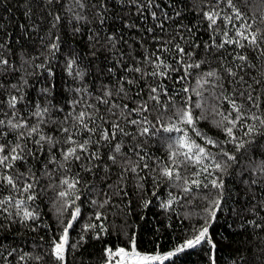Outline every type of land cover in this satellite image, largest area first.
Segmentation results:
<instances>
[{
	"label": "trees",
	"instance_id": "trees-1",
	"mask_svg": "<svg viewBox=\"0 0 264 264\" xmlns=\"http://www.w3.org/2000/svg\"><path fill=\"white\" fill-rule=\"evenodd\" d=\"M175 2L176 0H153V6L145 11L148 17L145 19L135 14V9L129 7L125 0H107V11L104 13L107 18L104 25H100L95 16L97 9L92 7L98 4V0H83L86 5L84 8H80L75 0H52V3L49 0H0V45H3L0 53L12 65L7 70L0 68V101H6L10 95L23 96L24 99L16 105L17 118L23 117L30 124H36L42 119L44 122L40 125L41 132L61 142L52 153L45 152L44 156L37 155L35 159L29 157L26 165L17 162L16 169L24 172V179L34 185L31 192L17 191L7 184H0V200L5 201L0 204V264H58L50 255L51 242L61 234L75 207H79L81 211L69 230V242L76 243L77 247L69 249L68 264H107L105 250L119 247L128 249L133 238L141 253L174 251L194 235V228L199 229L206 224L209 226V235L216 244V264H264V172L256 167L264 160V155H261L255 145H251L247 152L241 150L235 153L237 162H229L230 166L224 172L214 169V163L223 162L224 158L218 155V148L206 145L205 140L225 141L223 131L217 127V122L222 119L217 113L230 111V105L223 96H231L239 89L237 85L230 83V78L219 82L222 87L214 86V78L203 88L197 85L205 72L217 70L223 74L222 64L240 63L233 61L234 52L247 55L248 64L254 66L247 71L261 78L264 74V57L251 47L240 49L235 45H226L224 49L213 48L211 54H205L203 42L208 41L213 33L207 27L208 21L203 18L202 9L208 10L213 0H181V17L167 20L164 33L161 34L159 29L153 33L162 35L164 40L175 36L174 43L186 46L185 41L180 40L177 35V25L182 23L185 27H191L193 31L188 43L195 39L201 47L194 49L196 55L189 62H199L202 59L208 61L200 69H192L191 75L184 81L176 82L180 73H172V79L164 81L169 93L175 94V105L181 107L190 104L193 116L199 118L195 127L203 136H196L191 131L188 134L215 157V160L204 161L209 167L208 173L202 171L201 165L185 162L180 155L177 157L180 179L163 176L161 170L166 166H173L169 153L178 148V145L173 144V149H169L168 142L161 137L180 136V133L163 132L147 140L139 138L143 142V150L137 151L145 159L140 161L136 172L124 171V158L119 155L115 164L108 160L107 147H100L98 150L102 160L93 161V165L101 164V167L87 165L92 167V172L85 171L79 162L66 165L67 171L58 166L61 153L57 149L67 147L62 143L67 133L61 129L71 128L75 122L74 116L86 104H97L96 97L101 94L102 84L115 83L106 69L112 66L119 53L116 49L106 51L103 37L113 33L117 37L122 36L123 40L116 48L139 59L145 54V48L152 50L155 47L151 40L152 34L145 31L157 23L151 19L150 13L155 11L158 19H163L165 12L174 16L176 9L168 5ZM233 3L243 14V21H233L237 27L247 21L254 30L264 32V0H233ZM216 7L222 15L233 14L226 2ZM76 14L87 16V21L77 20ZM57 15L60 16L59 22L55 19ZM126 23H135L136 28L129 29L125 26ZM76 28L80 31L74 32ZM180 31L188 36L184 29ZM224 31H228L229 36L234 33L232 25L225 27L224 24H219L215 34L217 42L223 38ZM93 33H98L101 38V43L95 48L88 38ZM142 36L146 37L144 46L137 43ZM54 41L59 45V50L55 53L49 48ZM221 54L225 57L223 61L219 58ZM163 55L172 62L176 53L173 50ZM71 59L76 60L74 69L85 73L83 80L75 77V70L72 75L68 73L66 62ZM125 60L131 63L128 55H125ZM14 84L20 87L19 93L11 87ZM53 84L55 87H50ZM46 87L49 92L42 95L41 90ZM184 87L189 88L188 93L182 91ZM193 89L202 94L196 95ZM256 95L259 96L257 103L260 108L254 111L257 114L264 113V88H257ZM77 100L80 103H74ZM236 100L245 106L249 103L239 96H236ZM37 102L41 108H48V112L39 118L32 115ZM116 102L121 101L117 99ZM197 104L201 107H196ZM97 107L101 113H105L107 106L97 104ZM0 108L5 112L10 111L6 103L0 105ZM156 115L153 112L148 118L153 120ZM167 115H172V112ZM8 118L0 115V119ZM126 131L134 132L135 129L129 126ZM237 132L242 136V129H237ZM14 136V133H10L7 137H0V142L4 139L14 141ZM77 138L83 137L77 135ZM137 142L130 137L124 138L123 152L133 165L139 157L130 148ZM256 142L264 146V136H257ZM29 147H32L31 142ZM224 147L229 152L233 150L231 143ZM52 154L56 156L57 163H48ZM145 163L147 168L143 167ZM45 164L47 168L44 167ZM29 167L31 173L27 172ZM197 172L200 173L199 176L195 175ZM12 174L15 175V172ZM65 177L79 179L74 195H78L80 199L69 208L63 207L65 201L58 196L60 191L65 190V186L60 184ZM217 177L223 180L224 185L219 190L212 188L209 183ZM196 179L201 181L200 187L191 184ZM253 180L255 183H252ZM205 184L208 186L204 187ZM185 187L191 190L185 192ZM28 195L36 198L27 200ZM9 197L11 202H8ZM73 198L74 196L69 197L67 203H71ZM217 198L221 199V208L217 211L215 220H211L208 210ZM21 199L25 201L24 207L33 211L37 219L25 221L22 214H16L18 209L15 202ZM98 213L101 215L99 221L95 218ZM90 224L98 227L84 231V226ZM257 224L261 227H256ZM100 226L104 231H101ZM210 248L204 242L178 253L164 264H211ZM24 253L30 254V257L42 258H26L21 262L19 256Z\"/></svg>",
	"mask_w": 264,
	"mask_h": 264
},
{
	"label": "snow or ice",
	"instance_id": "snow-or-ice-1",
	"mask_svg": "<svg viewBox=\"0 0 264 264\" xmlns=\"http://www.w3.org/2000/svg\"><path fill=\"white\" fill-rule=\"evenodd\" d=\"M75 2L80 8L86 7L83 0H75ZM125 2L129 7L135 9V14H139V16L145 19L148 18L145 15V11L153 6V0H125ZM224 2L233 10L232 15L225 16L221 14V11L217 10L216 6ZM49 3H52V0H49ZM180 3L181 0H176L174 4L168 5L176 9L174 16L165 12L163 19H158L155 11L150 13L151 19L157 21V23L153 27L146 28L145 31L152 34L151 40L155 47L152 50L145 48V54L139 59L116 48V45L123 40L122 36L117 37L113 33L106 34L103 37L105 50L111 52L113 49H116L119 53L117 58L112 62V66L106 69L107 73L115 79V83L102 84L101 94L96 97L97 104L107 106L106 111L105 113H101L97 104H86L85 108L74 116L75 122L72 127H63L61 129L62 132L67 133L62 142L67 147L57 149L61 153V162L58 163L59 167L65 168L66 165L79 162L84 166L85 171L92 172V167H87V165H93V161L102 160L98 150L100 147H107L109 149L108 160L115 164L119 155L124 158V171L136 172L140 167V161L145 159L137 151V149L143 150V142L139 138L143 137L147 140L149 137L163 132L168 134L180 133L178 138L171 135L161 137L162 140L168 142L169 149H173V144L178 145V148L169 153L173 166L164 167L161 170L163 176L169 179L175 176L176 179H180L179 165L177 164V157L180 155L184 157L185 162L201 165L202 171L208 173L209 167L204 164V161L208 159L215 160V157H212L205 146L196 143L188 134L191 131L196 136H203L195 127L199 118L193 116L190 104L177 107L175 105V94H170L168 87L164 83L165 80L172 79V73H180L176 77V82L184 81L191 75L192 69H200L202 64H207L208 61L202 59L199 62H189L196 55L194 49L201 47V44L197 43L195 39L191 43H188L193 31L191 27H185L182 23L177 25V35H179L180 40L185 41L186 46H182L179 42L174 43L175 36L169 40H164L162 35L153 34L157 29H159L161 34L164 33L167 20L181 17L182 9L179 8ZM107 6V0H98V4L92 6L97 9L95 16L100 25H104L107 18L104 14L107 11ZM155 6L160 7V5ZM202 15L208 21V29L213 33L210 35L208 41L203 42L206 55L211 54L213 48L224 49L226 45H235L240 49L251 47L253 50L258 51L261 57H264V47H261L264 44V32H261L259 29L254 30L252 24L247 21H244L239 27L233 23L234 20L243 21V14L236 8L233 0H213L212 6L208 10L204 11L202 9ZM75 18L87 21V16L84 15L76 14ZM55 19L59 22L60 16L57 15ZM121 19L123 18L121 17ZM219 24H224L225 27L232 25L234 33L232 36H229L228 31H224L222 34L223 38L217 42L215 34L217 33ZM125 26L129 29L136 28L135 23H126ZM180 29H184L188 33V36H185ZM79 31V28L74 29V32ZM90 32H92L91 29ZM88 38L93 48L101 43L98 33H93ZM56 39L58 40L59 38L57 37ZM145 40L146 37L142 36L137 43L144 46ZM124 42L127 43V41ZM129 47L131 48V46ZM0 48H3V45H0ZM49 48L55 53L59 50V45L54 41L49 45ZM173 50L176 56L172 57V62H169V59L163 54L171 53ZM125 55L129 56L131 63L125 60ZM219 58L222 61L225 59L222 54ZM248 59V56L243 54V52H234L233 61H239L240 63L233 64L229 62L228 65L222 64L221 69L223 74H221V71L209 70L197 81L198 87L203 88L205 84H209L212 78H214L216 81L214 86L222 87L219 82L230 78V83L237 85L239 89L231 96H223V99L230 105V111L227 113H217L222 117L217 122V127L223 131L226 137L225 141L205 140L206 145L218 148V155L224 158L223 162L214 163L213 167L217 172H224L230 166L229 162H237L235 153L241 150L247 152L248 146L255 145L261 155H264V146L256 142L257 136H264V113L257 114L254 111V109L260 108V104L257 103L259 96L256 95V92L257 88H264V74L261 75V78H257L250 71H247V69L254 67L248 64ZM75 65V59L66 62L68 73L72 75L75 70V77L83 80L85 73L74 69ZM9 67H12L9 59L0 53V68L7 70ZM117 73H120V75H117ZM246 76L247 79L245 78ZM24 84H27V81H24ZM11 87L17 93L20 92L18 85L14 84ZM50 87H55V85H50ZM77 91L80 90L77 89ZM182 91L188 93L189 88L184 87ZM192 91L196 92V95L202 94L196 89ZM48 92V87L41 90L42 95H46ZM236 96L246 99L249 102L247 106L244 103H237ZM23 99V96L10 95L6 101H0V105L6 103L10 109L9 112H5L0 108V115L9 117L8 119H0V137H7L10 133L15 134L14 141L4 139L3 142H0V184H7L17 191L29 193L34 185L24 179V172H19L16 169L17 162L26 165L29 163V157L35 159L37 155L44 156L45 152L52 153L56 145L61 142L41 132L40 125L44 122L42 119H39L36 124H30L23 117L17 118L16 105ZM117 99L121 102L117 103ZM188 100H191L190 96ZM74 103H80V101L77 100ZM196 107H201V105L197 104ZM88 109H91V111H88ZM170 111L172 115L168 116L167 114ZM47 112V106L41 108L37 102L32 115L39 118ZM153 112H156L157 115L153 120H150L148 117ZM166 116L167 119H165ZM129 126H133L135 131H126V128ZM237 129L243 130L242 136L238 134ZM77 135L83 138L78 139ZM125 137L138 141L130 148V151H133L139 157L135 165L127 158V154L123 152ZM29 142H31L32 147H29ZM227 143L233 145L232 152L225 150L224 145ZM46 145L47 148H45ZM48 163H57L54 154L50 155ZM93 166L99 168L102 165L96 164ZM44 167L47 168V164ZM104 167L106 168L107 166L104 165ZM143 167L147 168L148 165L145 163ZM256 167L259 171L264 172V160H261L260 164ZM65 170L67 171L68 169L65 168ZM13 172H15V175L12 174ZM27 172L31 173L30 167L27 169ZM195 175L199 176L200 173L197 172ZM22 180L23 183H21ZM209 183L214 189L219 190L224 187L223 180L219 177L211 179ZM252 183H255V181L253 180ZM60 184L65 186V190L58 193V196L65 201L63 207H72L75 201L80 199L78 195H74L79 184V179L65 177L61 179ZM191 184L200 187L201 181L198 179L192 180ZM207 186V184L204 185V187ZM190 190L188 187L184 189L185 192ZM73 196L74 198L71 203H67L68 198ZM35 198L34 195L27 196V200H34ZM8 202H11V197L8 198ZM4 203V200H0V204ZM24 204L25 201L22 199L15 202V206L18 209L16 214H22L25 221L37 219L36 214L25 208ZM220 208L221 199L217 198L212 202L211 209L208 210L211 220H215L217 211ZM80 211L79 207H75L71 213V219L63 227L61 234L52 239L50 255L58 264H68L67 256L69 249L77 247L76 243L70 244L69 242V230L73 227V222L80 216ZM95 218L99 221L101 220V215L98 213ZM96 227H98L96 224L85 225L84 231L95 229ZM100 227L101 231H104L103 227ZM256 227H261V225L257 224ZM193 231L194 235L190 239L185 240L174 251L167 253H141L138 251L135 239L133 238L130 241V248L128 249L123 247L115 250L111 248L106 249L107 264H164L165 261H169L178 253L186 249L195 248L204 242H207L211 246L209 255L211 264H216L214 255L216 244L209 235V226L206 224L199 229L194 228ZM81 240H83V237H81ZM26 258L40 260L42 257H30L28 253L19 256L21 262H24Z\"/></svg>",
	"mask_w": 264,
	"mask_h": 264
}]
</instances>
